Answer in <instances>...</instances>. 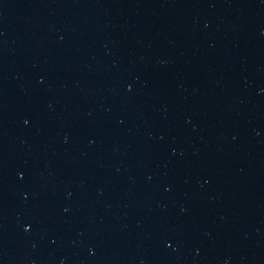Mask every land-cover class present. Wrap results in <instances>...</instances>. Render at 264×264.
Returning a JSON list of instances; mask_svg holds the SVG:
<instances>
[{
	"label": "water",
	"instance_id": "95a60500",
	"mask_svg": "<svg viewBox=\"0 0 264 264\" xmlns=\"http://www.w3.org/2000/svg\"><path fill=\"white\" fill-rule=\"evenodd\" d=\"M0 264H264V0H0Z\"/></svg>",
	"mask_w": 264,
	"mask_h": 264
}]
</instances>
